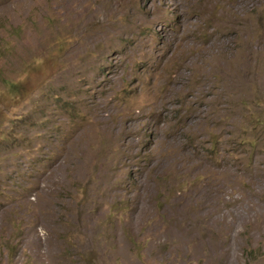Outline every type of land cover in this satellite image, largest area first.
I'll return each mask as SVG.
<instances>
[{"label": "rangeland", "instance_id": "rangeland-1", "mask_svg": "<svg viewBox=\"0 0 264 264\" xmlns=\"http://www.w3.org/2000/svg\"><path fill=\"white\" fill-rule=\"evenodd\" d=\"M0 264H264V0H0Z\"/></svg>", "mask_w": 264, "mask_h": 264}]
</instances>
